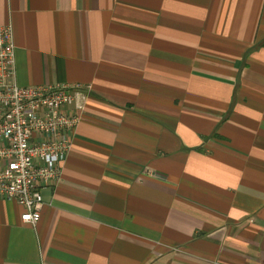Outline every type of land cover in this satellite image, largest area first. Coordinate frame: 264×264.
Here are the masks:
<instances>
[{
	"label": "crops",
	"instance_id": "1",
	"mask_svg": "<svg viewBox=\"0 0 264 264\" xmlns=\"http://www.w3.org/2000/svg\"><path fill=\"white\" fill-rule=\"evenodd\" d=\"M21 86L90 89L39 222L0 264H264V0H0Z\"/></svg>",
	"mask_w": 264,
	"mask_h": 264
},
{
	"label": "built area",
	"instance_id": "2",
	"mask_svg": "<svg viewBox=\"0 0 264 264\" xmlns=\"http://www.w3.org/2000/svg\"><path fill=\"white\" fill-rule=\"evenodd\" d=\"M89 92L80 84L19 85L13 28L0 26V196L23 206L30 225L41 218V189L61 178Z\"/></svg>",
	"mask_w": 264,
	"mask_h": 264
}]
</instances>
